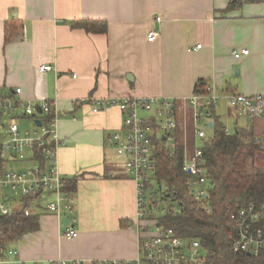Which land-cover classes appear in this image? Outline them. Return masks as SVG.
<instances>
[{"label":"crops","instance_id":"crops-1","mask_svg":"<svg viewBox=\"0 0 264 264\" xmlns=\"http://www.w3.org/2000/svg\"><path fill=\"white\" fill-rule=\"evenodd\" d=\"M231 1L0 0V89L21 87L16 97L49 100L58 110V131L66 141L58 150L59 168L67 180L76 179V212L69 216L78 230L75 238L65 237L68 217L42 211L40 228L13 245L19 257L0 253L2 264L59 258L95 264L140 255L137 183L108 139L122 127L123 114L117 106L94 112V100L173 98L180 129L188 121L194 127L188 100L204 80L220 94L211 123L214 116L225 123L237 115L231 94L264 93V0H233L230 7ZM83 19L105 20L108 30L72 26ZM152 30L158 35L150 41ZM244 48L248 55L234 56ZM48 64L53 70L39 71ZM0 119L6 120L2 138L7 119ZM260 125L264 119L256 117L235 129Z\"/></svg>","mask_w":264,"mask_h":264},{"label":"built area","instance_id":"built-area-1","mask_svg":"<svg viewBox=\"0 0 264 264\" xmlns=\"http://www.w3.org/2000/svg\"><path fill=\"white\" fill-rule=\"evenodd\" d=\"M160 18V17H158ZM157 30L150 31L148 39L153 41ZM197 47H201L198 44ZM250 50L235 49L239 58ZM53 65H40L39 71L53 70ZM76 74H74L75 76ZM14 91L0 89V117L7 119L6 139L0 142V215L22 212L25 215H40L42 211L67 216L64 236L75 238L76 196L67 187V178L60 171L58 150L66 144L60 137L58 123L60 115L54 103L44 100L39 103L25 102ZM94 99H88L92 101ZM220 100V94L212 86L206 92L195 93L189 98L193 108L194 144H184L183 170L190 175L189 188L200 209L211 211V184L205 167L203 140L207 132L201 127L211 126L212 108ZM230 104L239 114L250 119H264V93L246 95L231 94ZM117 106L123 114V124L112 131L108 139L114 144L119 155L125 157V170L137 183L136 223L140 233V255L134 259H107L95 264H213L208 261V253L197 238L181 236L173 227H165L152 213L172 214L178 208L173 200L150 203L155 195L165 197L168 187H158L155 176L156 151L162 147L173 155L179 143L177 129V103L167 97H110L94 100V112ZM144 113H148L145 115ZM30 119L34 127L21 130L20 119ZM41 120V125L36 121ZM198 140L201 141L198 144ZM8 162H22L26 166L19 170H6ZM227 212L234 224L233 251L247 252L258 256L264 250V204L238 205L228 207ZM5 256L17 258L19 250L0 248ZM3 258V257H2ZM0 257V264L4 261ZM18 264H24L17 260ZM51 264H85L80 259L59 258Z\"/></svg>","mask_w":264,"mask_h":264},{"label":"trees","instance_id":"trees-1","mask_svg":"<svg viewBox=\"0 0 264 264\" xmlns=\"http://www.w3.org/2000/svg\"><path fill=\"white\" fill-rule=\"evenodd\" d=\"M257 0H240L254 2ZM235 5L231 1L230 7ZM74 27L92 33L108 30L105 20L83 19L73 22ZM207 82L199 80L195 91L205 93ZM212 108V111H214ZM211 135L203 140L205 167L211 184V211L200 209L189 188L190 175L183 170L184 138L178 127L179 143L173 155L159 147L156 151L155 176L158 187L167 186L165 197L153 196L150 203H168L173 200L178 210L172 214L152 213L165 227H173L181 236L197 238L208 253L213 264H264V250L258 255L233 251L234 224L227 212L228 207L264 204V167L252 164L257 144L246 140V129L228 130L218 116H214ZM194 144L193 136L188 138ZM76 179L67 181L69 189H75ZM40 228V215H25L16 212L0 215V248L17 242L25 234Z\"/></svg>","mask_w":264,"mask_h":264},{"label":"rangeland","instance_id":"rangeland-1","mask_svg":"<svg viewBox=\"0 0 264 264\" xmlns=\"http://www.w3.org/2000/svg\"><path fill=\"white\" fill-rule=\"evenodd\" d=\"M236 112H237V115L234 114L231 119L225 120L227 128L229 130L233 131L235 129V126L237 123L240 126L249 127L252 119L247 118L246 116L239 114L237 110H236ZM144 114L148 115V113H144ZM185 120H188L187 116H186ZM1 122L6 123V120L0 119V130L2 129L1 128L2 127ZM19 123H20V126L23 130L33 128V124L30 120H27V119L21 120V121H19ZM184 123L185 124L181 128V134L184 135L183 136L184 144H185V142H187V144H189V146H192V144L188 143L187 137L188 138L192 137L195 129L191 125L190 121H188V123H186V122H184ZM201 127L206 130L208 136L211 135V133H212L211 127H207L205 124H201ZM246 130H247L246 140L250 141V142L252 140H255L256 141L255 143L257 144L255 156L250 160V163H249L250 169H251L253 163L257 166L264 167V125H260V127H254V128L252 127V128L246 129ZM5 139H6V137L0 138V142L2 140H5ZM200 143H201V141L198 140V144H200ZM121 158L124 161V162L122 161L123 162L122 168L123 167L125 168V160L123 157H121ZM25 166L23 167L22 162H8L5 165V169L6 170H12V169L19 170V169L25 168ZM163 205H166V204L163 203ZM13 245H14L13 242L8 243V245L6 246L7 250H9L10 248H13L14 247Z\"/></svg>","mask_w":264,"mask_h":264},{"label":"water","instance_id":"water-1","mask_svg":"<svg viewBox=\"0 0 264 264\" xmlns=\"http://www.w3.org/2000/svg\"><path fill=\"white\" fill-rule=\"evenodd\" d=\"M39 125H41V120H39V119H37V121H36ZM211 126H212V123H211ZM65 219H66V217L65 218H63V221H65ZM67 220V222H68V219H66ZM250 254V253H249Z\"/></svg>","mask_w":264,"mask_h":264}]
</instances>
